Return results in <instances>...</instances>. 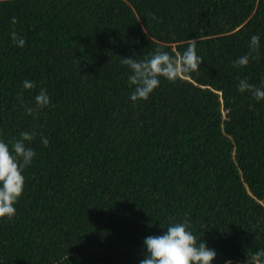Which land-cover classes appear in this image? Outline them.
Segmentation results:
<instances>
[{
  "label": "trees",
  "instance_id": "trees-1",
  "mask_svg": "<svg viewBox=\"0 0 264 264\" xmlns=\"http://www.w3.org/2000/svg\"><path fill=\"white\" fill-rule=\"evenodd\" d=\"M252 33L255 58L233 65ZM193 40L198 69L129 99L120 56ZM241 77L264 87V0H0V139L36 132L0 264H138L142 238L182 219L212 264L264 247V99ZM40 88L33 117L21 101Z\"/></svg>",
  "mask_w": 264,
  "mask_h": 264
},
{
  "label": "clouds",
  "instance_id": "clouds-1",
  "mask_svg": "<svg viewBox=\"0 0 264 264\" xmlns=\"http://www.w3.org/2000/svg\"><path fill=\"white\" fill-rule=\"evenodd\" d=\"M10 22L15 24L16 17L11 16ZM11 42L18 47L25 44L24 37L12 31L9 34ZM249 51L235 57L233 65H246L259 48V35L252 33L248 42ZM120 63L128 68L127 83L130 88L128 97L136 102L147 99L151 91L160 83L163 77L169 81L180 76H188L198 69L201 56L195 50V42L187 43L175 55L157 48L146 58H134L132 55L120 56ZM33 81L25 79L21 82L18 97L22 96L23 89L32 88ZM237 90H248L250 95L257 100L264 99V87L256 86L246 77L238 79ZM50 98L44 88L33 96V103L24 104L23 110L35 117L38 111L49 105ZM36 135L34 130H20L18 136L6 142L0 139V219L11 220L15 215V202L23 191V168L32 162L35 155L29 142ZM42 145L48 144L45 135L40 136ZM190 221L182 219L167 223L158 234H149L142 238L144 254L138 264H212L216 256L214 248L208 247L206 242L190 230ZM224 264H228L226 260ZM242 264H264V247L256 248L242 261Z\"/></svg>",
  "mask_w": 264,
  "mask_h": 264
}]
</instances>
